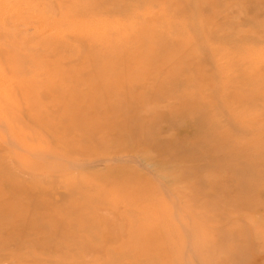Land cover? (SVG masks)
Here are the masks:
<instances>
[{"label":"rangeland","instance_id":"1","mask_svg":"<svg viewBox=\"0 0 264 264\" xmlns=\"http://www.w3.org/2000/svg\"><path fill=\"white\" fill-rule=\"evenodd\" d=\"M0 171V264H264V0H0Z\"/></svg>","mask_w":264,"mask_h":264},{"label":"bare ground","instance_id":"2","mask_svg":"<svg viewBox=\"0 0 264 264\" xmlns=\"http://www.w3.org/2000/svg\"><path fill=\"white\" fill-rule=\"evenodd\" d=\"M222 1V0H221ZM232 12V11H231ZM136 31V30H135ZM74 32V31H73ZM139 32V31H138ZM147 33V32H146ZM81 39V38H80ZM58 40V39H57ZM76 40V39H75ZM141 40V39H140ZM53 42V41H52ZM80 42V41H79ZM55 43V42H54ZM83 43V42H82ZM138 43V42H137ZM116 49V48H115ZM89 50V49H88ZM123 50V49H122ZM135 50V49H134ZM137 50H139L138 49V46H137ZM135 57V56H134ZM129 58V57H128ZM73 59V58H72ZM126 60V59H125ZM113 68V67H112ZM63 70V69H62ZM70 97H74V95L73 96H71L70 95ZM74 99V98H73ZM69 108V107H68ZM96 112V111H95ZM91 113H93V112H91ZM92 125V124H91ZM104 126V125H103ZM105 126L107 127V128H109V129H112V128H115L116 127V124H114L113 122H111L110 120H108L107 122H106V124H105ZM105 128V127H104ZM67 142V141H66ZM115 142V145H116V148H121V149H123V150H125V151H129V150H132V149H134L135 148V142L134 141H131V140H129L128 138H124V139H116V141H114ZM137 148V147H136ZM66 154V153H65ZM116 161V160H115ZM120 161V160H119ZM114 162V161H113ZM12 168V167H11ZM1 174H3V172L1 173V171H0V176H1ZM8 174V173H7ZM12 174H14V173H12ZM9 176H10V174H9ZM8 177V176H7ZM13 177V176H12ZM25 178V177H24ZM2 180V179H1ZM27 181H29V180H27ZM27 181H25V182H27ZM14 184V183H13ZM12 183H11V185L14 187V188H23V186H25L24 184H26V183H24V181L21 179H19L18 180V182L16 183V185H13ZM4 187H5V185H4ZM11 188V187H10ZM13 190V189H12ZM13 191H15V190H13ZM50 194V193H49ZM20 197V200H18L16 203H17V205L15 204V205H13V206H9L8 205V207L7 206H3V208L4 209H2L3 211H5V212H10L13 216H12V218H11V221H9L8 222V224H7V227L4 229L5 231H7V232H5V234L6 235H9L10 237H13L14 235H17V234H19V235H21L22 234V232L25 230V229H27V227H29V225H30V223H31V217H36V216H40V215H42L43 214V211L42 210H40V209H34V211H32L31 213H27L26 215H24L23 217H20V216H18V215H16L17 213H18V211L20 210L19 209V207L21 206H23L24 205V203L26 204H28V205H30L32 202H34L35 200H37V198H35V197H33V196H29V194L28 193H26V192H23L22 193V196H19ZM11 199V198H10ZM38 199H44L43 198V196H41V197H39ZM57 217H59V216H53V221L55 222V223H57L56 222V219H57ZM32 218V219H33ZM44 219V218H43ZM46 219V218H45ZM47 220V219H46ZM59 220L61 221V219H60V217H59ZM43 224V223H42ZM46 225V224H45ZM5 226H6V224H5ZM60 225H58V223L55 225V227L53 226V227H51V228H48V230L50 231V233H48L50 236L49 237H54V238H59V237H62V239L63 240H65V242H63L62 241V245L64 246V244L65 243H67L70 239H69V237H71L70 236V234H68V233H63V232H65V231H60ZM33 228V227H32ZM96 228V227H95ZM94 229V228H93ZM96 231H97V229H95ZM156 231H158L157 229H155ZM183 230V229H182ZM26 231V230H25ZM31 231V233L32 232H34V233H38L39 232V230L36 228L35 230H33V229H30L29 230V232ZM79 233V232H78ZM82 233V232H81ZM110 233V232H109ZM111 233H113V232H111ZM126 234V233H125ZM139 234V235H138ZM173 234V233H172ZM81 235V234H80ZM131 236V238H135L136 236H140L141 238L140 239H144V242H147L148 240H151L152 238H155V237H153L154 235H153V233H151L150 231H143V233H137V232H133V231H131V234H130ZM112 236H113V234H112ZM41 237V236H40ZM74 237V236H73ZM89 237H91V238H94V239H99V240H101L103 237H107V234L105 233V234H103L102 232H94V233H91L89 236H85V237H76V241H77V243H78V245H85L86 243H87V241H89ZM174 237V236H173ZM39 238V237H38ZM75 238V237H74ZM69 239V240H68ZM139 239V240H140ZM74 240V239H73ZM114 240V239H113ZM138 240V241H139ZM160 241V240H159ZM158 241V242H159ZM47 242V241H46ZM73 242V241H72ZM29 243V242H28ZM34 244V243H33ZM48 244V243H47ZM88 244V243H87ZM93 244V243H92ZM36 245V244H35ZM67 245H69V243L67 244ZM118 245H120V244H118ZM73 246V245H72ZM75 246V245H74ZM87 246V245H86ZM90 246V245H89ZM127 246V245H126ZM121 247V246H120ZM43 248V247H42ZM74 248V247H73ZM82 248H83V246H82ZM86 248V247H85ZM91 248V247H90ZM103 249H104V247H103ZM168 249V248H167ZM92 250H94V249H92ZM92 250H90V251H92ZM102 250V249H101ZM115 250H118V249H115ZM98 252V251H97ZM83 253H84V251H83ZM86 251H85V255H86ZM102 254V253H101ZM106 254V253H105ZM107 255V254H106ZM83 256V255H82ZM136 261V260H135ZM143 261V260H142ZM151 261V260H150ZM205 261V260H204ZM130 262V261H129ZM139 262V261H138ZM196 262V261H195ZM142 263V262H141Z\"/></svg>","mask_w":264,"mask_h":264}]
</instances>
